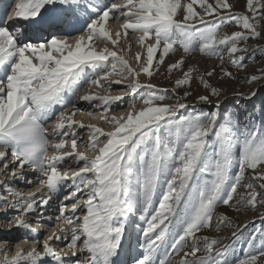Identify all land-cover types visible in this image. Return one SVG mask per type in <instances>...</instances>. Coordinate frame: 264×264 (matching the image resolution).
Segmentation results:
<instances>
[{
  "label": "snow or ice",
  "instance_id": "6c2138e0",
  "mask_svg": "<svg viewBox=\"0 0 264 264\" xmlns=\"http://www.w3.org/2000/svg\"><path fill=\"white\" fill-rule=\"evenodd\" d=\"M246 7L251 15L234 13L229 0H15L10 19L22 21L23 26L11 29L0 22V70L4 72L0 78V170L11 167L9 175L15 179L20 175L17 168L27 166L41 178L40 187L27 196L5 188L19 199L10 202L0 196V201L19 213L9 220H14L13 227L26 231L31 224L25 216L49 203L50 197L42 195L45 190L55 194L71 181L64 200L74 202L62 203L56 218L63 223L60 231L69 253L57 254L53 244L61 235L53 231L38 241L42 251L17 249L9 257L0 249V264H42L46 258L65 264L69 255L75 258L74 264H117L129 217L137 212L146 226L140 229L142 254L133 264H156L162 248L165 256L160 264H173V253L178 257L175 264H264V238L252 251L253 235L244 258L230 261L231 244L197 235L203 229L218 232L231 226L227 215H217L220 204L236 211L264 208V132L239 120L234 124L231 116L221 122L218 111L177 118L178 111L188 105L180 99L165 103L168 97L158 94L156 85L140 81L141 75L150 80L177 50L215 56L221 61L223 77L233 78L222 66L224 53L231 66L242 70L245 57L236 54L247 51L250 38L264 39L260 31L264 0H246ZM222 20L239 30L220 34ZM112 21H120L119 30L112 31ZM129 35H135L140 48L133 57L136 67L125 58L133 43ZM184 63L181 56L167 67L169 74L182 73L174 89L191 87L198 79L212 96L220 95L204 78L213 71L195 76L196 69L185 70ZM258 71L259 75L247 77L248 83L264 80V70ZM90 73L93 78L88 79ZM113 76L118 79L112 80ZM125 80L130 83L121 95L79 96L100 110L99 120L108 131L76 120V108L53 111L57 105L64 106L66 94L76 95L82 81L107 91ZM190 94L185 91L184 97ZM125 96L131 97L127 112L109 115L112 105L124 102ZM255 96L252 91L245 99ZM197 100L211 103L209 95H198ZM53 116L55 123L49 128L47 122ZM162 128L167 137L162 136ZM80 129H87L86 151H78L84 140ZM209 133H214V143H209ZM9 154L11 161L5 162ZM71 157L77 170L61 171V164ZM204 173L211 178L201 180L199 174ZM160 186L162 198L150 213ZM85 192L87 198L80 200L77 194Z\"/></svg>",
  "mask_w": 264,
  "mask_h": 264
},
{
  "label": "rangeland",
  "instance_id": "374dc122",
  "mask_svg": "<svg viewBox=\"0 0 264 264\" xmlns=\"http://www.w3.org/2000/svg\"><path fill=\"white\" fill-rule=\"evenodd\" d=\"M10 2L15 4V0H0V22H2V15L4 14L3 7L9 5ZM93 3L100 2V0H92ZM103 2H107V0H103ZM209 2H213V0H209ZM229 3L233 5L232 11L234 13H241V14H248L251 13L247 12L246 7V0H229ZM199 11V9L197 8ZM221 24V28L219 29L220 34L224 33H231L232 31L239 30L237 27L227 20L219 21ZM120 21H112L109 24V27L112 29L113 32L119 30ZM17 25L23 26L20 21L12 22L8 26L11 29H15ZM262 36H264V26L260 28ZM78 33H74L76 35ZM129 41H132L131 53L125 52V58L129 60L132 67H136V64L133 60V57L136 52L140 51L139 46L135 43V35H129ZM247 51L237 53V56H244V65L245 67L242 70H238L237 68L231 66L229 58L226 53H224V62L223 67L228 69L232 72L233 78L223 77L221 73V61L213 56L208 57L205 55L200 54L198 51L195 53L184 54L182 50H177L174 54H170L169 57L165 58V62L163 65L159 66L158 72H156L153 77L149 80L144 75H141L140 81L141 83L150 82L153 85L157 86L158 94L165 95L168 98L164 101L165 103L174 104L177 102V99H180L181 102L188 105L185 109H180L177 113V118L180 116H184L186 118H195L197 116H202L205 114H209L212 111H218L221 115V122L222 116H224L225 109L228 105V102L232 100H239L240 102H250L249 100L245 99V97L252 91L256 92V96L251 100L254 101L257 99V95L264 91V80H259L256 82L248 83L247 77L253 74L259 75L260 72L258 70H264V51L255 50L254 49H264V39L256 38V39H249L247 41ZM103 45H101L102 47ZM123 46L126 48L127 43L124 42ZM111 47V45H109ZM181 56L184 58V68L185 70L188 67H193L196 69L194 75L200 76L204 75L207 71H213V75L208 77L204 75V78L208 81V83L219 90L220 95L212 96L210 94V89H205L202 85H200L198 79H194L191 87L185 85L179 89H174L175 80L178 78L179 73L177 71H173L171 74L168 73L167 67L170 63L175 62ZM90 71V70H89ZM102 73H97V75ZM4 77V72L0 70V78ZM93 78V75L90 73L88 79ZM112 80L118 79V77L113 76ZM130 83V80L123 81L120 85H112V87L105 91L102 88L98 87H89L86 81H82L80 90L76 93L75 96H71V94H66L65 96V103L64 106L54 107V113H59L60 111H72L73 107L78 109L76 116L74 117L76 120L83 121L86 125L87 124H96L99 127H105L99 120L100 110L90 106L87 102H82L79 100V96L91 93V94H98V95H121L124 91H126L125 86ZM188 91L191 94L187 97H184V92ZM242 94V95H241ZM198 95H209V99L211 103H202L198 102L197 96ZM131 100V97L125 96L124 102H118L112 105V110L109 112V115H120L121 113H126L128 109V104ZM217 102H219V107H217ZM69 104V105H68ZM81 104V105H80ZM226 104V106H225ZM139 107V105H137ZM224 108V109H223ZM227 112V111H226ZM55 123V117L53 116L48 122L47 126L51 128V126ZM253 126L256 128L253 124ZM109 129L105 127V131ZM79 136L84 138L83 144L78 147V151H86L84 144L87 143V129H80ZM161 134L164 137H167V130L166 128L161 129ZM209 143L215 142L214 133H209ZM3 150V149H0ZM209 155L212 154L211 147L208 149ZM51 155V150L49 151ZM89 156H93L94 153L88 152L86 153ZM11 161V156L9 154L7 161ZM3 168V164H0V169ZM69 169L70 171L77 170L75 165L74 157L68 158L64 163L61 164L60 170L64 171ZM17 171L20 173L15 179H12L9 173L11 172V167L8 171L0 170V181H3L4 184L0 185V196L7 197L8 200L14 201L19 199V197H13L10 195L5 188H10L12 191L22 194V196H27L29 193L35 191V189L39 188L40 185L38 180L41 178L39 173L34 172L29 167L25 166L23 169L17 168ZM233 172L236 171V168L233 167ZM251 170H249V173ZM201 180L210 179L211 176L209 173L199 174ZM91 178V177H90ZM249 176H246V181ZM32 181V183H29ZM72 188L71 181H68L64 188L61 191H58L55 194H49L46 190L43 192L44 198H49V203L44 205L43 207H38L36 211L29 213L25 216V219L28 223L31 224V230L26 231L24 229L15 228L13 227L14 220L10 223V218H14L19 213L16 209L7 208L3 201H0V249H3L4 252H7L9 257L15 253L17 249H23L25 251L30 250L33 247H37L38 250L42 251V247L38 241H42L47 235H50L53 231L57 232L61 235V240L55 242L53 247L56 252H59L60 255H64L65 253H69L70 250L65 246L66 241L63 239L64 233L60 231L63 227L62 222H57V216L59 215V208L62 203H67L70 205L71 202L74 201H65L64 196L68 195ZM163 186L158 187L156 194L153 197V204L152 207L149 209V212L158 207L159 199L162 198L163 193ZM239 191H244L243 188H240ZM77 197L80 200L86 199V192L84 194H77ZM37 201L41 199V196L38 195L36 197ZM30 202V201H28ZM217 215L225 214L231 220V226H223L217 232L214 229L208 230L203 229L197 235L208 236L209 238H220L223 243L231 244V249L229 252V259L235 260L239 258H244L245 249L248 247L247 241L255 235L256 238L263 236L264 237V218H262V214H264V208L257 206L256 210H244L241 209L240 211H236L235 208H228L223 204L218 205L217 207ZM67 215H71V213H66ZM76 215H81V212H78ZM140 213H134L130 215L128 220V228H131V234L134 235L139 232L140 224L145 222L139 219ZM142 223V224H143ZM141 224V225H142ZM146 226V225H145ZM252 226V227H251ZM138 227V228H137ZM251 227V229L242 234L246 229ZM9 229H11L9 231ZM136 230V231H135ZM238 233L237 237H233L232 233ZM261 233V234H260ZM243 236V237H242ZM33 237H37V239H33ZM236 239V240H234ZM262 241H256L255 246L252 251H255L259 248ZM216 247H220L217 245ZM59 248V249H58ZM187 250V249H185ZM203 253H198L201 255ZM0 255H3V252H0ZM183 255V251L180 253ZM165 253L164 249L160 250V253L157 254L156 257V264H160V260L164 259ZM70 255L65 258V264L69 262H73ZM83 259V256L79 257ZM178 259L175 253L172 254V261L175 264V261ZM55 262L52 258H46L42 261L43 264ZM70 264V263H69ZM131 264V263H128Z\"/></svg>",
  "mask_w": 264,
  "mask_h": 264
},
{
  "label": "trees",
  "instance_id": "16d2710c",
  "mask_svg": "<svg viewBox=\"0 0 264 264\" xmlns=\"http://www.w3.org/2000/svg\"><path fill=\"white\" fill-rule=\"evenodd\" d=\"M224 108L226 109L224 112L225 115L222 116V122L225 118L231 116L234 124L237 120H239L241 125L254 124L257 126L256 129L264 132V91L259 93L257 99L254 101L240 102L239 100H232ZM251 227L246 229L242 234L247 233ZM262 238L264 237L260 236L256 238V241H262Z\"/></svg>",
  "mask_w": 264,
  "mask_h": 264
},
{
  "label": "bare ground",
  "instance_id": "6f19581e",
  "mask_svg": "<svg viewBox=\"0 0 264 264\" xmlns=\"http://www.w3.org/2000/svg\"><path fill=\"white\" fill-rule=\"evenodd\" d=\"M76 33V32H75ZM73 35H74V33H73ZM69 105V104H68ZM81 105V104H80ZM74 108V107H73ZM139 219H140V217H139ZM143 223V222H142ZM141 223V224H142ZM140 224V229L142 228V227H144L145 226V224L143 223L142 225ZM139 237H140V232H139ZM139 237L138 238H136V239H134L133 240V243H132V250L130 251V253H129V250L127 249V256L128 255H131V260L130 261H134V256L137 254V257H139L140 255H141V251L139 250L141 247H140V242H139ZM124 246H125V244H124V241H123V251L121 252V254H120V256H118L117 258H116V260H117V262H118V260L119 259H121V261H126V258L127 257H124V252H125V248H124ZM59 249V248H58ZM60 250L61 249H59V252H57V254H60ZM136 257V258H137ZM68 260L69 259H72V258H67ZM72 260H75V258H73ZM120 261V262H121ZM127 262H129V260L127 261ZM70 264H72L73 262H69ZM69 263H67V264H69ZM131 263V262H130ZM43 264V263H42ZM48 264H53L52 262L50 263H48Z\"/></svg>",
  "mask_w": 264,
  "mask_h": 264
}]
</instances>
